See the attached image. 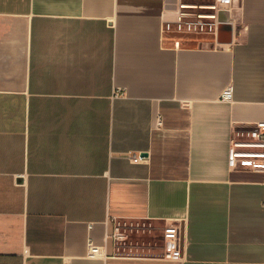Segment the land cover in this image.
I'll return each mask as SVG.
<instances>
[{"label": "crops", "instance_id": "crops-1", "mask_svg": "<svg viewBox=\"0 0 264 264\" xmlns=\"http://www.w3.org/2000/svg\"><path fill=\"white\" fill-rule=\"evenodd\" d=\"M181 1L0 0V264H264V0Z\"/></svg>", "mask_w": 264, "mask_h": 264}, {"label": "built area", "instance_id": "built-area-1", "mask_svg": "<svg viewBox=\"0 0 264 264\" xmlns=\"http://www.w3.org/2000/svg\"><path fill=\"white\" fill-rule=\"evenodd\" d=\"M203 1H208L210 4H202ZM232 1L233 0H182L179 2L177 9L175 10L174 20L167 23V30L175 27L177 32H186L191 34H212L214 28L217 27L220 22V14L227 11ZM119 92L120 89H118L116 96L119 94ZM220 99L226 103L233 102V85L226 87ZM250 125L256 127V131H254L252 134L258 141L257 145L264 149V123H254ZM234 155L235 154H231L232 164L234 161ZM134 160L139 161L142 160V158L134 157ZM121 237L122 234L116 231V240H119ZM88 250L89 256L94 257L99 253V248L95 246L92 241H90L88 244ZM180 252V234L177 229H173L172 234L167 239L165 253L166 255H179Z\"/></svg>", "mask_w": 264, "mask_h": 264}, {"label": "rangeland", "instance_id": "rangeland-1", "mask_svg": "<svg viewBox=\"0 0 264 264\" xmlns=\"http://www.w3.org/2000/svg\"><path fill=\"white\" fill-rule=\"evenodd\" d=\"M127 251H129V249Z\"/></svg>", "mask_w": 264, "mask_h": 264}]
</instances>
